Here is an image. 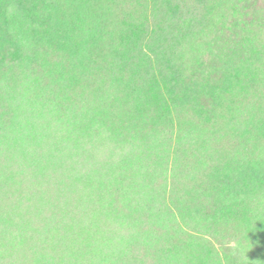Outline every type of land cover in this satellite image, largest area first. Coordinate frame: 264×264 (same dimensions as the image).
Wrapping results in <instances>:
<instances>
[{"label":"trees","instance_id":"16d2710c","mask_svg":"<svg viewBox=\"0 0 264 264\" xmlns=\"http://www.w3.org/2000/svg\"><path fill=\"white\" fill-rule=\"evenodd\" d=\"M0 264H264V0H0Z\"/></svg>","mask_w":264,"mask_h":264}]
</instances>
